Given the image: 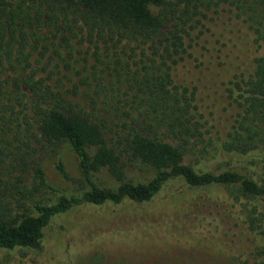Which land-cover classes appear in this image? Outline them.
<instances>
[{"label": "trees", "instance_id": "trees-1", "mask_svg": "<svg viewBox=\"0 0 264 264\" xmlns=\"http://www.w3.org/2000/svg\"><path fill=\"white\" fill-rule=\"evenodd\" d=\"M226 10L263 49L248 72V51L214 22ZM223 101L239 109L221 139L212 115ZM65 141L89 188L29 213L30 196L57 190L41 151ZM134 164L153 177L129 180ZM102 169L114 187L97 184ZM174 177L237 186L264 234V0H0V250L39 249L55 215L147 201Z\"/></svg>", "mask_w": 264, "mask_h": 264}, {"label": "rangeland", "instance_id": "rangeland-1", "mask_svg": "<svg viewBox=\"0 0 264 264\" xmlns=\"http://www.w3.org/2000/svg\"><path fill=\"white\" fill-rule=\"evenodd\" d=\"M214 22L227 27L249 59L240 67L248 72L253 58L262 54L253 30L228 11ZM66 72V71H65ZM183 69L174 70L177 81L185 79ZM77 77L74 78V81ZM185 81V80H184ZM224 102L212 115L216 134L225 138L238 110ZM61 162L71 178L66 180L57 165ZM41 165L55 189L30 196L33 202H54L60 193L80 195L89 186L83 180L79 159L65 141L56 150L41 151ZM249 171H253L251 164ZM255 172V171H254ZM128 179L148 181L154 170L146 165L127 167ZM97 184L116 185L106 170L95 174ZM264 263V234L252 229L235 185L187 184L174 177L149 200L120 203H80L55 215L43 231L41 247L0 250V264H261Z\"/></svg>", "mask_w": 264, "mask_h": 264}]
</instances>
